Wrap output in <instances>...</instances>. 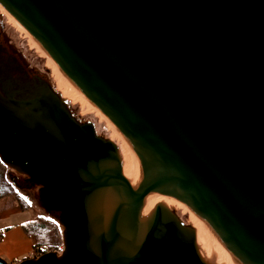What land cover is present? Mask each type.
Returning a JSON list of instances; mask_svg holds the SVG:
<instances>
[{
	"label": "water",
	"instance_id": "obj_1",
	"mask_svg": "<svg viewBox=\"0 0 264 264\" xmlns=\"http://www.w3.org/2000/svg\"><path fill=\"white\" fill-rule=\"evenodd\" d=\"M0 5L128 141L40 80L0 84V161L62 229L60 253L18 264H264V0Z\"/></svg>",
	"mask_w": 264,
	"mask_h": 264
},
{
	"label": "rangeland",
	"instance_id": "obj_2",
	"mask_svg": "<svg viewBox=\"0 0 264 264\" xmlns=\"http://www.w3.org/2000/svg\"><path fill=\"white\" fill-rule=\"evenodd\" d=\"M55 64L0 5V70L5 72V77L22 83L32 79L47 84L77 123L91 125L95 136L110 140L118 148L120 140L113 129L77 87L63 77ZM0 172H4L5 177L18 188V195L24 199L22 205H27L24 217L30 219V223L38 221L53 227L59 245L56 253H60L62 229L57 223V213L45 210L38 199L37 187L29 185L23 176L8 169L1 161ZM163 199L166 210L174 215L183 227L194 231L198 228L200 219L183 201L169 196H163ZM1 200L15 202L13 197ZM232 255L237 260L233 252Z\"/></svg>",
	"mask_w": 264,
	"mask_h": 264
},
{
	"label": "crops",
	"instance_id": "obj_3",
	"mask_svg": "<svg viewBox=\"0 0 264 264\" xmlns=\"http://www.w3.org/2000/svg\"><path fill=\"white\" fill-rule=\"evenodd\" d=\"M14 201L0 200V230H3L0 240V259L8 264L29 257L31 245L21 230V226L30 221L25 218Z\"/></svg>",
	"mask_w": 264,
	"mask_h": 264
},
{
	"label": "trees",
	"instance_id": "obj_4",
	"mask_svg": "<svg viewBox=\"0 0 264 264\" xmlns=\"http://www.w3.org/2000/svg\"><path fill=\"white\" fill-rule=\"evenodd\" d=\"M18 188L15 187L6 177L4 172H0V200L13 197L18 208L21 211L27 209V205H22L23 198L17 193ZM22 232L28 238L31 245L30 258L38 257L44 253L57 252L59 245L57 244L55 230L50 225H44L38 221L33 223H25L21 227ZM3 230H0V240ZM29 259L23 257L13 264Z\"/></svg>",
	"mask_w": 264,
	"mask_h": 264
},
{
	"label": "bare ground",
	"instance_id": "obj_5",
	"mask_svg": "<svg viewBox=\"0 0 264 264\" xmlns=\"http://www.w3.org/2000/svg\"><path fill=\"white\" fill-rule=\"evenodd\" d=\"M27 32V31H26ZM52 60V59H51ZM54 62V61H53ZM55 63V62H54ZM56 65V64H55ZM57 67H58V69H59V71H60V73L63 75V77L70 83V84H72V85H74L65 75H64V73L61 71V69L59 68V66L58 65H56ZM94 106V105H93ZM95 107V106H94ZM95 109H96V107H95ZM97 110V109H96ZM98 111V110H97ZM99 112V111H98ZM99 114H100V116L103 118V120L105 121V122H107L108 124H109V126L113 129V131L115 132V134L118 136V138H119V140H120V144H119V146H118V148H121L124 144H126L128 141L125 139V137L117 130V128L102 114V113H100L99 112ZM162 199H163V196H162ZM177 199H179V198H177ZM181 200V199H180ZM181 201H183V200H181ZM184 202V201H183ZM187 206H189L186 202H184ZM163 205H164V199H163ZM165 206V205H164ZM190 208V207H189ZM210 230V231H212V229L207 225V224H205L202 220H200V225L198 226V228L194 231L193 230V233H194V235H196L197 233H199L200 231H202V230ZM213 232V231H212ZM214 233V232H213ZM215 234V233H214ZM216 235V234H215ZM217 236V235H216ZM219 239V238H218ZM220 240V239H219ZM223 244V243H222ZM224 245V244H223ZM225 246V248L229 251V253L232 255V251L226 246V245H224ZM232 257H233V255H232ZM234 258V257H233ZM235 259V258H234ZM236 260V259H235ZM238 261V260H237ZM239 262V261H238Z\"/></svg>",
	"mask_w": 264,
	"mask_h": 264
},
{
	"label": "flooded vegetation",
	"instance_id": "obj_6",
	"mask_svg": "<svg viewBox=\"0 0 264 264\" xmlns=\"http://www.w3.org/2000/svg\"><path fill=\"white\" fill-rule=\"evenodd\" d=\"M5 72L4 71H2V70H0V84L1 83H3L5 80H7V79H11V78H7V77H5ZM31 81H36V80H30V82ZM66 109V108H65ZM66 111L68 112V110L66 109ZM69 113V112H68ZM78 124H80V123H78ZM84 124V123H83Z\"/></svg>",
	"mask_w": 264,
	"mask_h": 264
}]
</instances>
